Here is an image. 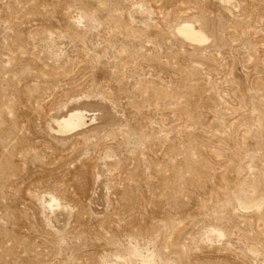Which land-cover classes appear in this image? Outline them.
Here are the masks:
<instances>
[{"label":"rangeland","instance_id":"rangeland-1","mask_svg":"<svg viewBox=\"0 0 264 264\" xmlns=\"http://www.w3.org/2000/svg\"><path fill=\"white\" fill-rule=\"evenodd\" d=\"M0 264H264V0H0Z\"/></svg>","mask_w":264,"mask_h":264},{"label":"bare ground","instance_id":"bare-ground-1","mask_svg":"<svg viewBox=\"0 0 264 264\" xmlns=\"http://www.w3.org/2000/svg\"><path fill=\"white\" fill-rule=\"evenodd\" d=\"M179 32L183 35H185L187 38H190V39H194V40H198L197 42H201V40H203V36L200 35L196 30L195 28L192 26V25H183L182 27H180V29H178ZM84 124V122L82 121V118L81 117H78V122L76 123L72 118L64 121L62 123V127L63 129L65 130H73L79 126H82ZM61 126V125H60ZM61 128V127H60ZM54 202V201H53Z\"/></svg>","mask_w":264,"mask_h":264}]
</instances>
